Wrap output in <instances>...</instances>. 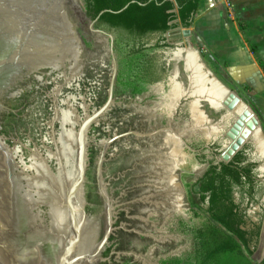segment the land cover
Listing matches in <instances>:
<instances>
[{"label": "flooded vegetation", "instance_id": "af4514ba", "mask_svg": "<svg viewBox=\"0 0 264 264\" xmlns=\"http://www.w3.org/2000/svg\"><path fill=\"white\" fill-rule=\"evenodd\" d=\"M77 30V63L39 65L4 91L0 142L7 150L17 145L19 166L35 152L46 158L57 152L54 139L63 131L57 116L69 110L73 121L65 129L75 139L72 169L83 160L85 210L98 241L111 211L112 232L98 264L187 259L196 251L199 230L216 224L208 211L210 196L203 198L204 180L213 167L221 170L227 164L222 155L237 136L238 119L224 104L199 94L194 70L177 57L188 47L179 28L166 34L172 47L144 73L121 71V61L154 45L158 36L117 41L115 32L98 20L93 28L81 24ZM132 66L137 67L136 60ZM243 150L253 162L256 147ZM47 163L58 171L56 157ZM255 175L264 186L258 166ZM260 200L251 211L255 220L264 212V196ZM263 240L264 234L259 244Z\"/></svg>", "mask_w": 264, "mask_h": 264}, {"label": "water", "instance_id": "95a60500", "mask_svg": "<svg viewBox=\"0 0 264 264\" xmlns=\"http://www.w3.org/2000/svg\"><path fill=\"white\" fill-rule=\"evenodd\" d=\"M99 17L88 16L85 0H0V98L14 81L39 65L77 63V28L81 24L93 28ZM182 32L188 47L180 53H185L182 61L189 69L194 58L199 60L191 44L192 28ZM222 91L221 104L235 114L240 125L222 155V162L229 163L250 138L258 141L251 134L260 122L234 93ZM4 107L0 102V110ZM70 115L61 109L57 116L63 131L54 139L57 152L46 158L35 152L19 166L17 145L7 150L0 142V264H98L102 259L112 232L111 211L105 236L98 241L85 210L83 160L78 169H72L75 139L65 129L67 123L72 124ZM51 157L60 163L56 173L47 163Z\"/></svg>", "mask_w": 264, "mask_h": 264}, {"label": "trees", "instance_id": "16d2710c", "mask_svg": "<svg viewBox=\"0 0 264 264\" xmlns=\"http://www.w3.org/2000/svg\"><path fill=\"white\" fill-rule=\"evenodd\" d=\"M200 1L85 0V4L88 15L93 19L100 16L98 24L113 30L117 41L122 36L139 41L150 36L159 37L154 45L134 50L131 57L121 61V71L130 69L144 73L148 67L152 70L155 58L164 57L163 52L172 47L166 39L169 31L192 27ZM134 60L135 68L132 66ZM259 66L264 71V64L259 62ZM162 68L168 71L165 66ZM257 166L248 161L243 150V154L239 152L233 161L223 164L221 170L218 167L210 170L204 180L203 198L210 196L208 211L216 224L210 222L199 230L193 255L165 263L264 264V240L259 244L263 213L257 214L259 220L251 213L264 196V186L257 182L255 175Z\"/></svg>", "mask_w": 264, "mask_h": 264}, {"label": "crops", "instance_id": "0c3cea01", "mask_svg": "<svg viewBox=\"0 0 264 264\" xmlns=\"http://www.w3.org/2000/svg\"><path fill=\"white\" fill-rule=\"evenodd\" d=\"M232 17L236 20H243L245 25L243 28V65L240 64L241 53L238 51L239 47L236 48L237 42L231 44L233 38H235L233 36V34L235 35V27ZM191 28V44L197 52L199 64L210 75V80L214 81L223 90L232 92L226 83L225 77L216 75L211 69L209 70L201 57L202 51L199 46L207 52L214 50L215 57L209 54L211 58L218 57L219 60L222 58L223 62H228L230 74L235 69L234 73L236 75L234 74V78L236 76L237 80L245 82L251 87L255 102L260 106L264 116V71L259 66V62L264 64V0H201ZM193 38L196 39H194L196 45L193 43ZM247 48H250L251 52ZM247 51L253 55L254 60L251 59ZM215 61L217 62V60ZM225 75L228 76L226 72ZM261 133L263 134L261 143L259 139L256 142L252 138L253 143L247 141L244 146L254 145L256 147V157L252 161L258 165L259 173L264 175V128ZM262 224L261 234H264V212Z\"/></svg>", "mask_w": 264, "mask_h": 264}, {"label": "rangeland", "instance_id": "374dc122", "mask_svg": "<svg viewBox=\"0 0 264 264\" xmlns=\"http://www.w3.org/2000/svg\"><path fill=\"white\" fill-rule=\"evenodd\" d=\"M232 21H233V25L235 27V35L233 34V36H235V38H233L231 44H233L234 42H237L236 48L239 47L238 51H239V53H241L240 64L243 65V44H244L243 28L245 27V25L243 24V20H239V19L236 20L235 18H233ZM194 39L195 38H193L192 40H193L194 45H196V41L194 42ZM197 46H199V45H197ZM205 46H206V44H205ZM199 47L201 48V51H202L201 57H202L203 61L207 64V67L209 68V70L211 69V71L213 73H215L216 75H219V76L221 75L222 77H225L226 83L228 84L229 89L235 94L236 97H238V99H240L243 103H245L247 105L249 111L251 113H253L259 119V122H260L259 130H260V132L263 131L264 116L261 112L260 106H258V104L255 102V97L251 93V91H252L251 87L248 86L245 82H241L240 80H237L238 78L236 76L234 78V74H235L234 70L235 69L232 71L233 73L230 74V71L228 70L230 65L228 62H223L222 58H220V60H219L218 57L215 59L211 58V55H209V54H212V56H214L215 55L214 50H212L211 52L210 51L207 52V50L204 51L203 47H201V46H199ZM245 47H247V46H245ZM247 50L249 52H251L250 48H247ZM248 51H247V53L249 54ZM249 55H250L251 59L254 60L253 55H251V54H249ZM178 56L180 57L179 60H182V59H184L183 56H185V53L184 52L179 53ZM215 60H217V62ZM248 60H249V58H248ZM182 62H184V61H181L180 63H182ZM225 72L228 74V76L225 75ZM261 135L263 136L262 133H261ZM251 137H253V136H251ZM249 142L253 143V139L250 138L248 140V143Z\"/></svg>", "mask_w": 264, "mask_h": 264}, {"label": "bare ground", "instance_id": "6f19581e", "mask_svg": "<svg viewBox=\"0 0 264 264\" xmlns=\"http://www.w3.org/2000/svg\"><path fill=\"white\" fill-rule=\"evenodd\" d=\"M192 54V53H191ZM193 57H194V54H192ZM189 67L192 68L194 70V78H196L195 80H197L199 83H201L200 85H198V91H199V94H202V95H207L209 98H210V101L214 104H220L222 102V100L224 101V99L222 97L223 96V93H222V89L221 88H218L219 86H216L214 84V82L212 80H210L207 75L200 69V65L198 64V62H196V59L194 58L193 61L190 62L189 64ZM198 84V83H197ZM180 85V84H179ZM178 86H176L177 88ZM181 87V86H179ZM197 88V87H196ZM175 89V88H174ZM178 89L174 90L176 92H180V91H177ZM194 90H192L193 92ZM176 94V93H174ZM194 94V92H193ZM198 94V93H197ZM198 94V95H199ZM177 95V94H176ZM180 95V94H179ZM197 101V100H196ZM195 104V103H194ZM198 104V103H197ZM196 104V105H197ZM234 105V104H233ZM195 107V106H194ZM193 110V109H192ZM197 110V109H196ZM194 116V115H193ZM198 116V115H197ZM196 117V115H195ZM200 118V117H199ZM199 120V119H198ZM196 121L199 123V121ZM203 122V121H202ZM198 126V125H196ZM255 131H257L255 133L254 136H258L259 137V140H260V143L262 142V139H263V136L261 135V132L259 131V128L256 129ZM253 135V134H252ZM262 150V149H261ZM178 151V150H177ZM173 156V155H172Z\"/></svg>", "mask_w": 264, "mask_h": 264}, {"label": "built area", "instance_id": "2783aa9c", "mask_svg": "<svg viewBox=\"0 0 264 264\" xmlns=\"http://www.w3.org/2000/svg\"><path fill=\"white\" fill-rule=\"evenodd\" d=\"M183 29H186V28H181V27H179V30H180V32L183 34V32H182V30ZM184 37V36H183Z\"/></svg>", "mask_w": 264, "mask_h": 264}]
</instances>
